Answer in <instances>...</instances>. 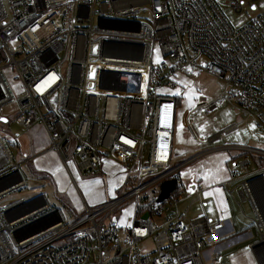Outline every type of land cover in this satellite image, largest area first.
Instances as JSON below:
<instances>
[{
	"label": "built area",
	"instance_id": "obj_1",
	"mask_svg": "<svg viewBox=\"0 0 264 264\" xmlns=\"http://www.w3.org/2000/svg\"><path fill=\"white\" fill-rule=\"evenodd\" d=\"M244 3L0 0V115L16 106L15 120L29 135L35 125L43 127L50 146L41 153L55 151L76 188L71 166L91 175L105 155L121 165L124 184L137 183L130 194L95 209L81 197L84 214L70 226L45 195L29 203L39 204L31 211L25 200L0 210V264H205L207 240L222 227L207 217L206 204L200 201V215L189 219L179 207L184 188L179 198L173 190L162 202L160 193L152 202L142 194L151 185L181 180L186 163L177 167L174 145L183 72L196 68L225 82L212 101L200 96L185 120L200 109L228 105L264 129V11L236 28L223 8L240 13ZM185 124L191 133V121ZM238 126L228 124L208 141ZM193 138L195 144L207 141L197 133ZM11 144L0 131V200L27 185ZM255 153L256 160L264 157ZM250 164L245 153L240 167L248 171ZM224 184L243 213L248 205L258 232L250 248L264 264V167L233 174ZM132 197V216L121 223L116 210ZM46 218L55 224L16 240L19 230ZM63 238L66 244L55 245Z\"/></svg>",
	"mask_w": 264,
	"mask_h": 264
},
{
	"label": "rangeland",
	"instance_id": "obj_2",
	"mask_svg": "<svg viewBox=\"0 0 264 264\" xmlns=\"http://www.w3.org/2000/svg\"><path fill=\"white\" fill-rule=\"evenodd\" d=\"M225 1L222 0L224 4ZM243 1L245 3L243 11L240 13H236L234 10L223 6L224 12L236 28L243 26L254 16L264 11V0ZM155 55V60L161 59L159 51ZM197 70L194 68L190 71H185L183 72V76L179 75L178 79L184 105H180L175 121L174 161L177 163V167L189 162L179 170L181 180H183L182 182L187 187L185 195L180 199L181 203L179 207L184 212L188 210V218L194 219L199 214L200 203L204 202L206 203L207 217L212 219L214 224H217L221 217L217 205L202 194H200V197L197 196L199 187L203 188L200 183V185L196 184L194 186L193 190L197 192L193 194V183L189 181V178H184L183 175H186L193 167L195 169H198L200 166L203 167L202 163L204 161L209 163L210 160H212L210 172L213 174H217L219 171L224 173L228 171L230 177L232 174H239L243 177L257 171L259 167H264V157L260 156L261 159L256 160L258 154L255 153L256 151L264 152V129L259 130L256 127H250V125L254 124L253 121L245 120L240 112L228 105L219 110L200 109L192 113L185 120L184 118L188 109L196 105L200 96H205L209 101H212L225 86V82L221 78H217L206 71L196 73ZM183 80L188 82L189 87L185 86ZM189 89L194 92L191 98ZM16 114V106H13L7 109V116L0 115V118H2L0 119V131L12 142L11 151L15 157V162L22 165L21 172L27 185L25 189L0 200V210L3 211L7 206L18 201H28L33 197L45 194L52 206L62 210L64 216L67 218V225L70 226L84 214V211L81 210L83 204L81 197L91 208L95 209L107 202H113V200L125 197L137 186V183H134L133 180L131 184H124L123 169L106 162L101 165L99 171L91 175L80 174L76 166H71L72 174L77 182V188L72 181L69 186L65 187L55 178L53 184L51 181L38 179L35 173H39V171L34 163L33 152L39 154L44 149H47L50 146V140L46 131L40 125H35L31 128L29 135L27 130L16 122ZM188 121H191L194 127V129H191V133L193 134L190 133L189 128L185 124ZM234 123L239 124L236 131L224 134L216 141H208L210 137L219 133L226 125ZM201 128L204 130L201 131ZM196 133L207 141L195 144L193 136ZM31 139L32 150L30 149ZM27 144L28 146L26 147ZM74 146L75 143L73 142L72 150ZM218 147L224 149L207 152L209 149ZM245 153H247L251 160L248 171L240 167V160L244 157ZM200 155L202 156L199 157ZM104 157L107 161L113 160L107 155ZM225 165L227 167H224ZM150 181H152V178ZM160 191V184H154L148 187L142 196L147 201L152 202L156 200ZM133 201L134 198L132 197L116 210L118 214L121 213L123 216L124 223L132 216ZM235 202L233 199L230 202L231 213L228 221L232 225L231 231L228 230L223 238H219L218 231L227 230L226 227L212 231L210 238L207 240V246L202 252L205 264H258L257 255L250 248V245L256 241L258 236L256 230L252 227L248 205L246 203L243 205L245 212L243 213L237 202ZM126 210L129 213L128 215H126ZM102 217L103 215L99 216L97 221H100ZM153 219L156 223L160 221L159 218ZM66 242V238H63L58 240L55 245H64Z\"/></svg>",
	"mask_w": 264,
	"mask_h": 264
},
{
	"label": "crops",
	"instance_id": "obj_3",
	"mask_svg": "<svg viewBox=\"0 0 264 264\" xmlns=\"http://www.w3.org/2000/svg\"><path fill=\"white\" fill-rule=\"evenodd\" d=\"M185 80H183V81L185 82ZM182 104L184 105V101ZM27 146H28V144L26 145V147ZM223 149L224 148H222V147H218V148L209 149V150H207V152L209 153L210 151L211 152L220 151ZM224 160H225V158H224ZM105 162L107 164L112 163L118 167H121V165L114 160L107 161L105 159L102 164H104ZM211 162H212V160H210L209 163H207V161H204L202 163V165H204L203 167L200 166L198 169H195V167H193L192 170L188 171L186 173V175H183V176H184V178H189V181H191L193 183L192 184L193 194H196V192H197V191L194 192V190H193L194 186L196 184H198V185L201 184L203 186V188L201 186L199 187V189H198L199 193L197 194V196L200 197V194H202V195H204L205 198L212 200V202L214 201V203L217 205V209H218L219 214L221 216L220 221L218 223H221L223 228L224 227L227 228V230L218 231V236H219V232H222V235H223L224 232H228V230L231 231L232 225H230L231 223L228 221V219H229V216L231 213L230 212V202L232 199L234 200V198L229 194V191L225 187L224 183L226 181H229L232 178L233 174L230 177L228 171H226L225 173L219 171L217 174L211 173L210 172ZM34 163L36 164V167L39 171L40 176L46 177V181H51V183L53 184L55 182V179H57L65 187L70 185V182L72 180H71V178H69L70 176H69L67 170L64 168L63 163L60 159V156L56 152H54V151H48L45 153L40 152L39 154H37V156L34 157ZM186 163H189V162H186ZM225 164H226V162H225ZM224 167H227V166L225 165ZM121 169H122V167H121ZM206 174L208 175V179H205ZM213 177H215V178L213 179ZM180 178H181V176H180ZM182 181L183 180H181V182ZM182 183H183L184 190L186 191V188H187L186 184L184 185V182H182ZM236 187H237L236 182H230L229 183V189L230 190H235ZM43 195H45V194H43ZM233 195L235 198H238V194L236 192H234ZM45 197H46V195H45ZM199 197H198V199H199ZM46 199H47V197H46ZM47 201L49 202L48 199H47ZM199 201H201V200H199ZM202 203H204V202H202ZM49 204H50V202H49ZM199 215H200V209H199V214L197 215V217ZM257 236H258V232H257ZM223 237L224 236H221L219 238H223Z\"/></svg>",
	"mask_w": 264,
	"mask_h": 264
},
{
	"label": "water",
	"instance_id": "obj_4",
	"mask_svg": "<svg viewBox=\"0 0 264 264\" xmlns=\"http://www.w3.org/2000/svg\"><path fill=\"white\" fill-rule=\"evenodd\" d=\"M176 186V180H169V181H165L161 184V192L159 194L158 197V202H162L165 199L168 198V196L170 195V193L175 189ZM42 195H38L37 197H33L32 199H29L28 201H26L27 205H29V203L35 201L38 202V199L41 197ZM39 206V204L37 206H28V211L33 210L34 208H37ZM149 214H145L144 218H148ZM54 222H49V219H43V220H39L38 222H35L21 230H19L17 233H15V238L17 241H22L26 238H29L31 236H34L44 230H47L48 228H50L52 225H54Z\"/></svg>",
	"mask_w": 264,
	"mask_h": 264
},
{
	"label": "trees",
	"instance_id": "obj_5",
	"mask_svg": "<svg viewBox=\"0 0 264 264\" xmlns=\"http://www.w3.org/2000/svg\"><path fill=\"white\" fill-rule=\"evenodd\" d=\"M181 104H182L181 99H178V102H177V108H178V109L180 108V105H181ZM35 175L38 176V179L46 181V177H44V176H40L39 173H35ZM183 188H184V187H183V184H182L181 180H180V179H177V180H176V186H175V189H174V191H173V194H174L177 198H179V197L181 196V193H182ZM252 227H253V225H252ZM226 233H227V232H224V234L222 235V232H219V237L224 236Z\"/></svg>",
	"mask_w": 264,
	"mask_h": 264
},
{
	"label": "snow or ice",
	"instance_id": "obj_6",
	"mask_svg": "<svg viewBox=\"0 0 264 264\" xmlns=\"http://www.w3.org/2000/svg\"><path fill=\"white\" fill-rule=\"evenodd\" d=\"M241 2H243V0H241ZM156 51L158 52L159 51V49H156ZM157 63H159V59H157ZM191 69H189V71H190ZM50 79H54V78H50ZM185 83V86L186 87H189L188 86V82L187 81H185L184 82ZM39 90V89H38ZM189 91H190V98H191V95H194V92L191 90V89H189ZM175 94H179V92L177 91ZM191 106V105H190ZM0 119H2V118H0ZM182 127V126H181ZM250 127H252V128H255V124H252V125H250ZM204 129L203 128H201V131H203ZM126 143H131V141H125ZM217 171H219V170H217ZM215 177H213V179H214ZM205 179H208V175L206 174L205 175ZM98 183V182H97ZM190 191H191V189H189ZM129 213H127V210H126V215H128ZM121 223H124L123 221H121ZM125 226H127V227H131V225H127V224H125Z\"/></svg>",
	"mask_w": 264,
	"mask_h": 264
},
{
	"label": "bare ground",
	"instance_id": "obj_7",
	"mask_svg": "<svg viewBox=\"0 0 264 264\" xmlns=\"http://www.w3.org/2000/svg\"><path fill=\"white\" fill-rule=\"evenodd\" d=\"M259 257L264 258V252H261V253L259 254Z\"/></svg>",
	"mask_w": 264,
	"mask_h": 264
}]
</instances>
